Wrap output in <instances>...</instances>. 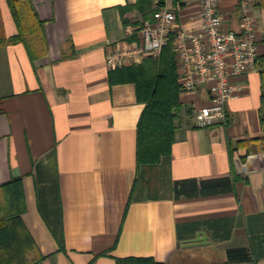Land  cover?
Returning <instances> with one entry per match:
<instances>
[{"label":"crops","instance_id":"obj_1","mask_svg":"<svg viewBox=\"0 0 264 264\" xmlns=\"http://www.w3.org/2000/svg\"><path fill=\"white\" fill-rule=\"evenodd\" d=\"M242 1H218L226 28L241 30ZM247 1L262 56L264 0ZM30 2L42 29L25 44L6 41L18 29L0 0V215L20 213L39 264H264V150L239 147L232 157L228 147L264 137L262 67L233 78L230 123L196 125L209 92L180 90L170 155L140 164L145 102L135 83L110 74L145 59L110 68L106 56L138 45L149 19L126 9L136 0ZM162 6L175 9L176 29L201 25L199 0Z\"/></svg>","mask_w":264,"mask_h":264},{"label":"trees","instance_id":"obj_2","mask_svg":"<svg viewBox=\"0 0 264 264\" xmlns=\"http://www.w3.org/2000/svg\"><path fill=\"white\" fill-rule=\"evenodd\" d=\"M18 32L7 42H32L42 28L36 25V16L30 0H7ZM154 0H136L126 9L141 12L150 19L156 8ZM164 0H157L161 7ZM124 22H126L124 20ZM31 38V39H30ZM256 65L261 69V97L259 108L260 128L264 132V55L258 56ZM112 82H133L137 97L145 102V108L138 123L137 156L139 163H156L170 155L175 141L177 112L181 107L178 71L171 40L162 47L158 58L148 57L139 64L124 66L111 71ZM225 123H230L226 110ZM230 156L239 147L248 152L264 150V137L228 142ZM233 178L238 179L233 172ZM43 256L39 253L30 233L23 226L20 213L4 211L0 215V264H39ZM117 264H164L150 257L118 258Z\"/></svg>","mask_w":264,"mask_h":264},{"label":"built area","instance_id":"obj_3","mask_svg":"<svg viewBox=\"0 0 264 264\" xmlns=\"http://www.w3.org/2000/svg\"><path fill=\"white\" fill-rule=\"evenodd\" d=\"M219 0H199L201 25L196 30L176 29L175 9L162 6L140 28V42L127 50L106 56L110 68L128 62L158 58L170 40L175 53L178 83L184 92L205 86L209 103L194 114L196 125L205 127L226 119V103L233 93L234 77L254 70L258 57L257 21L250 3L243 0L241 30L226 28L218 8Z\"/></svg>","mask_w":264,"mask_h":264},{"label":"rangeland","instance_id":"obj_4","mask_svg":"<svg viewBox=\"0 0 264 264\" xmlns=\"http://www.w3.org/2000/svg\"><path fill=\"white\" fill-rule=\"evenodd\" d=\"M178 263L180 264H202L200 259H195V258H189L188 256H184L183 258L179 257L178 258Z\"/></svg>","mask_w":264,"mask_h":264},{"label":"water","instance_id":"obj_5","mask_svg":"<svg viewBox=\"0 0 264 264\" xmlns=\"http://www.w3.org/2000/svg\"><path fill=\"white\" fill-rule=\"evenodd\" d=\"M196 240L199 241V240H201V238L200 237H197Z\"/></svg>","mask_w":264,"mask_h":264}]
</instances>
